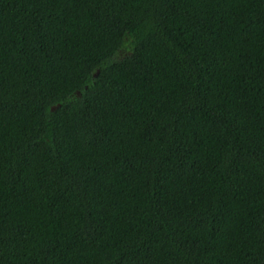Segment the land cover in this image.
<instances>
[{
	"label": "trees",
	"instance_id": "trees-1",
	"mask_svg": "<svg viewBox=\"0 0 264 264\" xmlns=\"http://www.w3.org/2000/svg\"><path fill=\"white\" fill-rule=\"evenodd\" d=\"M0 264H264V0H0Z\"/></svg>",
	"mask_w": 264,
	"mask_h": 264
},
{
	"label": "water",
	"instance_id": "water-1",
	"mask_svg": "<svg viewBox=\"0 0 264 264\" xmlns=\"http://www.w3.org/2000/svg\"><path fill=\"white\" fill-rule=\"evenodd\" d=\"M77 95L79 96L80 94L77 93ZM54 110H55V107H52V108H51V111H54Z\"/></svg>",
	"mask_w": 264,
	"mask_h": 264
}]
</instances>
